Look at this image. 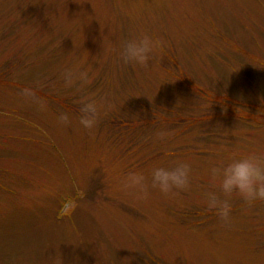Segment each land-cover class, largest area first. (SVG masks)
I'll use <instances>...</instances> for the list:
<instances>
[{
    "label": "rangeland",
    "instance_id": "obj_1",
    "mask_svg": "<svg viewBox=\"0 0 264 264\" xmlns=\"http://www.w3.org/2000/svg\"><path fill=\"white\" fill-rule=\"evenodd\" d=\"M143 34L155 61L125 65ZM83 95L110 105L94 137ZM246 156L264 159V0H0V264H264V201L207 207L210 170ZM177 162L190 188H152Z\"/></svg>",
    "mask_w": 264,
    "mask_h": 264
},
{
    "label": "clouds",
    "instance_id": "obj_2",
    "mask_svg": "<svg viewBox=\"0 0 264 264\" xmlns=\"http://www.w3.org/2000/svg\"><path fill=\"white\" fill-rule=\"evenodd\" d=\"M101 31L103 27L101 26ZM162 41L153 40L149 35L143 34L138 38L126 41L120 54L125 65L148 68L149 61L154 60L152 53L162 46ZM65 87L71 88L77 83L83 88L92 80L88 72L67 70L63 73ZM79 124L94 137L98 125L101 109L110 107L107 98L95 99L91 95H83L78 101ZM58 121L61 125H70L71 120L66 112H62ZM170 135L167 132H158L156 136L163 140ZM211 180L214 185L218 182L220 192L225 199L221 200L215 192L207 194V207L215 215L227 223L230 219L231 204L229 200L233 194L238 195L247 205L256 201H264V159L256 156H246L234 159L226 167H213ZM191 166L187 162H177L173 168L158 167L151 173V187L158 189L164 195L174 194V190L187 191L190 188ZM121 188L125 192L135 193L137 199H147V178L136 172H130L121 180Z\"/></svg>",
    "mask_w": 264,
    "mask_h": 264
}]
</instances>
